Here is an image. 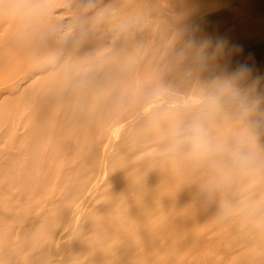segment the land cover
I'll return each instance as SVG.
<instances>
[{
	"label": "bare ground",
	"instance_id": "1",
	"mask_svg": "<svg viewBox=\"0 0 264 264\" xmlns=\"http://www.w3.org/2000/svg\"><path fill=\"white\" fill-rule=\"evenodd\" d=\"M232 116L247 122L226 141L194 142ZM262 120L264 0H0V264H92L105 218L134 235L174 204L178 223L197 220L215 188L199 187V163L219 152L236 193L264 192L262 142L246 132ZM142 187L149 203L129 206ZM125 200L148 216L123 219Z\"/></svg>",
	"mask_w": 264,
	"mask_h": 264
},
{
	"label": "rangeland",
	"instance_id": "2",
	"mask_svg": "<svg viewBox=\"0 0 264 264\" xmlns=\"http://www.w3.org/2000/svg\"><path fill=\"white\" fill-rule=\"evenodd\" d=\"M246 122L247 120L238 121V116L234 118L232 116L231 123L223 124V130L205 131L207 126H201L199 137L208 136L217 141L220 139L226 141ZM255 122L256 119L251 120L252 124ZM257 125H261L260 128L248 127L246 132L249 137L256 139L255 142L249 140V143L260 146L257 141L262 142L264 151V120L254 126ZM202 144L204 143H199ZM237 145L238 143L236 147ZM203 147L205 146L202 145L201 148ZM216 154L215 158L204 159L199 163V187L214 185L215 188L202 196L196 204L199 210L191 215H198L197 220H183L184 223H178L177 215L181 208L174 204L172 213L166 212L165 219L156 222L145 221L143 230L139 235L138 233L134 235L128 233L129 225L120 227L119 224L110 223L109 219L105 218L102 223L108 242L96 256L91 257L92 264H264V207L255 209L249 203L264 192L246 193L247 190L241 188L236 193L232 185L235 173L233 175L228 173L230 176L224 181L230 168V159L227 158V154L220 152ZM261 165L259 162L256 168ZM257 172L253 170V176ZM172 174L173 171L169 176ZM236 176L244 179L242 174ZM197 180V177L178 180L179 188L176 191L184 196L187 192L185 186ZM145 189L142 187L135 191L138 192L135 194L141 192L144 194L139 195L140 199L129 206L139 207L138 205L149 203L150 198L146 195ZM199 191L204 192L200 188ZM147 207L145 206V209ZM118 213L124 215L123 219L138 220L149 212L137 210L130 212L125 200L119 204ZM134 231L137 232V229ZM181 233L188 234V238L183 242L179 240ZM119 238H122V245L117 247Z\"/></svg>",
	"mask_w": 264,
	"mask_h": 264
},
{
	"label": "clouds",
	"instance_id": "3",
	"mask_svg": "<svg viewBox=\"0 0 264 264\" xmlns=\"http://www.w3.org/2000/svg\"><path fill=\"white\" fill-rule=\"evenodd\" d=\"M19 11L22 13V14H28L30 12L33 11V8H31L30 6H24V5H21L20 8H19ZM227 45V40L224 39V38H221L217 41V47L219 48H223ZM233 50L234 51H238L239 48L238 46H233ZM251 69L247 66V65H241L240 68H239V73L243 76V75H247V74H250L251 73ZM195 143L199 144L201 143V138L200 137H196ZM254 156L252 155H247V156H239L236 158L235 160V165L237 167V169L241 172L245 171L250 164H252L254 162Z\"/></svg>",
	"mask_w": 264,
	"mask_h": 264
}]
</instances>
